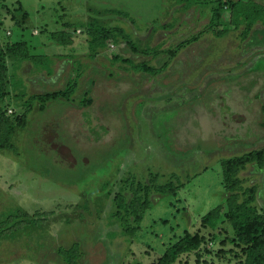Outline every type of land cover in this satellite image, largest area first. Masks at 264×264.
Wrapping results in <instances>:
<instances>
[{
    "label": "rangeland",
    "instance_id": "obj_1",
    "mask_svg": "<svg viewBox=\"0 0 264 264\" xmlns=\"http://www.w3.org/2000/svg\"><path fill=\"white\" fill-rule=\"evenodd\" d=\"M18 4L29 14L23 26L11 18L21 14ZM248 9L243 4L239 12L241 28L226 22L229 31L223 36L207 32L171 59L142 51L194 39L210 21L209 5L0 0V44L27 40L32 53L49 57L41 65L10 56L8 85L0 91V108L27 120L11 136V147L0 152V264H154L186 231L205 235L212 253L181 255L174 264H238L229 261L233 245L222 243L226 225L212 232L203 218L219 205L223 216L227 200L242 202L251 188L253 204L264 207V165L247 164L229 186L222 164L264 151L261 106L252 92L245 93L250 89H241L252 79L264 84V58L254 63L250 56L264 51V43L245 33ZM90 22L122 28L140 52L133 53L120 36L106 48L90 50L83 29ZM67 25L77 47L62 52L71 57L59 49L47 55V47H39L45 36ZM115 55L130 62L115 61ZM143 62L163 72L137 71ZM70 82L77 86L68 100H52L44 110L38 101L27 105L32 96L66 91ZM259 92L264 105V86ZM153 178V186L181 188L174 196L152 192V204L138 224L123 211L121 218L136 229L126 233L114 216L120 181L134 182L136 190L140 183L151 186ZM124 194L128 202L134 193ZM214 233H219L216 241Z\"/></svg>",
    "mask_w": 264,
    "mask_h": 264
},
{
    "label": "trees",
    "instance_id": "obj_2",
    "mask_svg": "<svg viewBox=\"0 0 264 264\" xmlns=\"http://www.w3.org/2000/svg\"><path fill=\"white\" fill-rule=\"evenodd\" d=\"M199 3L203 4L205 7L209 5L211 11L210 21L205 26V29L203 31L198 33V35L194 37V39L186 40L176 47L164 50H159L160 47L147 48L142 51V54H151L156 57L160 53H164L165 55L169 56V58L174 59L183 48L191 45L194 40H198L200 36L204 35L207 32H212L216 37L223 36L226 32L229 31L227 28H225L226 26H228L226 22H234L237 30L239 28L238 25L240 16H242V14H240L239 12L241 11L243 4L249 7V13L245 19L248 20L250 24L247 25L245 33L249 34L254 24L258 21H261L264 25V5H259L256 3H243V1L235 0H199ZM18 5V10L19 12L21 11V14L19 15H21V17H18L19 15L17 16L13 13L11 15V18L16 22L18 26H23L28 20L29 14L28 12L23 11L21 7L22 5ZM2 7L6 8L7 6L6 4H2ZM7 9L10 11V13H12V9H10L9 7H7ZM15 11L17 12V10ZM237 16L238 18L236 20L235 17ZM235 27L233 29H235ZM64 28L65 29L54 31L51 34V40L52 42H54V44L62 47L64 46L63 48H68L69 50H71V52H73L75 50V47L77 46L75 37H72L73 32H70L68 26ZM83 29L84 33L89 36L87 38V43L88 46H90V50L91 48L93 50H95L96 48H106V46L111 45L112 42L116 43L118 40L117 37L120 36L123 40H125L127 46L133 53L140 52L137 47L138 45H136L132 40L128 39L125 30H123L122 28L108 30L102 26H97L94 23L90 22V24ZM11 35V32H9L7 36L10 37ZM248 36L244 37L247 38ZM30 48L33 47L29 45L27 40L16 41L14 43L6 44V46L0 44V91L2 89H6L8 85L7 80L10 71L8 66V58L10 56H19L20 58H22V60L32 59L36 64L41 65H43L45 61L48 60L49 57L44 55L38 56L35 53H32ZM113 60L130 62L120 55H115L113 57ZM165 66H168V62ZM135 68L137 71H140L142 73H149L151 75H156L163 72V68L151 67L147 62L140 63L139 65H136ZM257 85L259 86L258 88ZM76 86V82H70L66 88V91H57L46 95L32 96L28 100L27 105L32 106L33 102L38 101L41 102L40 109L44 110L45 106L52 100H57L59 98L68 100L70 94L73 93ZM263 86L264 84L260 85L258 84V82H255L254 79H252L250 83H248L245 87H241V89H250L247 92L245 91V93H247V95L249 96L252 92L253 98H256L259 101V105L261 106L263 113L258 122L260 127L264 129V105L260 101L261 93L259 92L263 89ZM87 102H91V99H87ZM26 124L27 120L25 114H23L21 117L15 115L10 116L7 110H5L4 108H0V152L3 150H8L11 147V136L16 130L25 128ZM251 163H257L263 166L264 151H252L242 156L234 157L233 159H227L222 162L223 172L227 178L229 186L235 183L231 181L232 177L235 176L240 169ZM173 177L177 178V176ZM154 181L155 179L153 178V180L151 181V186L154 185ZM120 182L122 183V188L124 191H126L127 189H132V192L134 193L133 198L128 202L123 190H121L115 197V201L119 205H117L118 212L114 216L120 217L119 220L121 226L124 227L123 229H125L126 233H133L136 229L129 228V220L121 218V216H123V211L124 215L132 217L135 221V224H138L143 220L147 210L152 204L150 200L152 192L174 196L178 191V187H180H176L174 184L169 183L165 186H153L152 189L151 186L140 183L138 184V189L135 190L134 182L129 183L127 181L123 183V180ZM244 194L246 195V198L242 202L238 203L234 197L227 200V202L224 204V207L227 206L226 208L228 211H224V217L220 213V209L223 207V205H219L215 210H212L203 218V224L207 228L211 229L212 232L220 229V226L226 225L224 232L225 237L224 239H222V243L228 242L233 245V249L231 248L230 250H228L229 261L238 260V264H264V207L258 209L253 204L256 201L254 189H247L244 191ZM218 235L214 233V236L211 240L216 241L218 239ZM205 244V235H202L199 232L192 234L191 232L186 231L185 235L173 246L168 248L166 253L159 259L158 262L154 264H174L181 257V255L189 253L198 254L199 257L202 252L207 255L211 254L212 251L207 249V247H205ZM60 252L63 253L62 255H66V252H64L63 250ZM69 257L71 258V256ZM71 261H73V258H71ZM199 261L200 260L197 259V262Z\"/></svg>",
    "mask_w": 264,
    "mask_h": 264
},
{
    "label": "crops",
    "instance_id": "obj_3",
    "mask_svg": "<svg viewBox=\"0 0 264 264\" xmlns=\"http://www.w3.org/2000/svg\"><path fill=\"white\" fill-rule=\"evenodd\" d=\"M235 1H241V0H235ZM253 3H256V4H259V5H264V0H253ZM86 14V13H85ZM0 16H2V15H0ZM2 19V18H1ZM262 25V22L261 21H258V22H256L255 24H254V26H257V28L256 29H254V26H253V28L251 29V36L252 35H256L257 36V38H259L261 41H263L262 43H264V27L263 26H261ZM68 26V25H67ZM241 26V25H240ZM239 26V27H240ZM243 26V25H242ZM241 26V27H242ZM259 26H261V27H259ZM240 27V28H241ZM62 29H65L64 27L62 28ZM57 30V29H56ZM56 30H53V31H50L51 33H50V35H46L45 36V39L42 41V43H41V45H39V47L41 46V47H47V55H50V52H51V50H55V49H59L58 51L59 52H62V48L64 47H62V46H59V45H57V44H54V42H52V40H51V34L54 32V31H56ZM9 31V30H8ZM78 31V33H81V30L80 29H78V30H76V32ZM7 33V35H8V32H6ZM82 34V33H81ZM88 38V37H87ZM248 38V37H247ZM248 39H251V37H249ZM87 40V39H86ZM247 40V39H246ZM46 43H48L49 45H45ZM50 43H51V45H50ZM247 45L248 44H246L245 46L247 47ZM264 46V45H263ZM38 47V48H39ZM77 47V46H76ZM245 47V48H246ZM69 50V49H68ZM252 54L253 55H250L251 56V58L255 61L254 63H256V62H259L262 58H264V51H253L252 52ZM255 54V55H254ZM40 55H42V54H40ZM61 56H64V53L62 52V55ZM65 58L66 57H71V55H66V56H64ZM63 57V58H64Z\"/></svg>",
    "mask_w": 264,
    "mask_h": 264
},
{
    "label": "built area",
    "instance_id": "obj_4",
    "mask_svg": "<svg viewBox=\"0 0 264 264\" xmlns=\"http://www.w3.org/2000/svg\"><path fill=\"white\" fill-rule=\"evenodd\" d=\"M9 113H12V111H9Z\"/></svg>",
    "mask_w": 264,
    "mask_h": 264
}]
</instances>
